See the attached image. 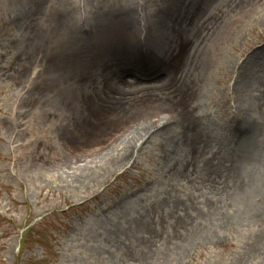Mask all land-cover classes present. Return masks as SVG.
Wrapping results in <instances>:
<instances>
[{
  "label": "rangeland",
  "instance_id": "rangeland-1",
  "mask_svg": "<svg viewBox=\"0 0 264 264\" xmlns=\"http://www.w3.org/2000/svg\"><path fill=\"white\" fill-rule=\"evenodd\" d=\"M254 155L264 0H0V264H264Z\"/></svg>",
  "mask_w": 264,
  "mask_h": 264
},
{
  "label": "bare ground",
  "instance_id": "bare-ground-1",
  "mask_svg": "<svg viewBox=\"0 0 264 264\" xmlns=\"http://www.w3.org/2000/svg\"><path fill=\"white\" fill-rule=\"evenodd\" d=\"M142 101H145V100L143 99ZM133 102L130 106L127 107L128 110H125V112H123V114L125 113L124 114L125 116H127V115L136 116V114H138L144 110V108L142 107L141 101L138 102V105H136L135 101H133ZM124 115H122V116H124ZM107 116H108V114H107ZM115 123H116L115 121L111 123L110 119H108V121L103 122V124L106 125V127H108V129H110V130H111L112 126H114ZM257 157H258V155H254L252 158H250L244 167L243 181L242 182L244 184L243 191L245 192V194H249V192L251 191L250 188L252 187L253 182L256 180L255 177L259 180L260 178H262V175H263L262 171H260L261 170L260 167H259V174L260 175H258V176L253 175L250 171L254 164L256 165L258 162H261L262 160H264V158L258 159ZM262 169L264 170V168H262ZM258 182L260 183V181H258ZM263 190H264L263 187L260 188L259 194L262 195ZM246 198L250 199V195H249V197H246ZM250 205H251V207L248 210L257 209L252 204H250Z\"/></svg>",
  "mask_w": 264,
  "mask_h": 264
}]
</instances>
